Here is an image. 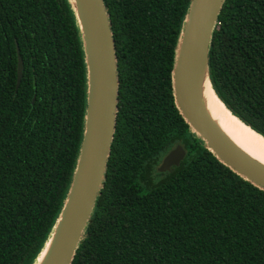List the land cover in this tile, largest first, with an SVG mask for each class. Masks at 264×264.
Instances as JSON below:
<instances>
[{
	"label": "trees",
	"instance_id": "16d2710c",
	"mask_svg": "<svg viewBox=\"0 0 264 264\" xmlns=\"http://www.w3.org/2000/svg\"><path fill=\"white\" fill-rule=\"evenodd\" d=\"M102 1L116 123L71 264H264V191L220 163L174 104L171 72L191 0ZM208 78L226 109L264 137V0H225ZM86 91L68 0H0V264H35L51 238L80 152ZM177 145L185 158L159 173Z\"/></svg>",
	"mask_w": 264,
	"mask_h": 264
},
{
	"label": "water",
	"instance_id": "95a60500",
	"mask_svg": "<svg viewBox=\"0 0 264 264\" xmlns=\"http://www.w3.org/2000/svg\"><path fill=\"white\" fill-rule=\"evenodd\" d=\"M68 2L81 33L85 55L87 91L84 128L65 204L51 238L35 264H71L102 188L116 123L117 66L105 6L102 0ZM224 2L191 0L171 72L173 100L190 131L203 141L205 148L232 172L264 191V165L246 155L226 137L206 112L200 97L201 79L203 75L208 77L212 32ZM22 72L23 61L17 48L16 89ZM185 156L184 148L175 146L163 157L157 171L168 172L172 167L179 166Z\"/></svg>",
	"mask_w": 264,
	"mask_h": 264
},
{
	"label": "bare ground",
	"instance_id": "6f19581e",
	"mask_svg": "<svg viewBox=\"0 0 264 264\" xmlns=\"http://www.w3.org/2000/svg\"><path fill=\"white\" fill-rule=\"evenodd\" d=\"M200 97L206 112L226 137L246 155L264 165V138L240 122L224 107L215 96L206 75H203L200 82Z\"/></svg>",
	"mask_w": 264,
	"mask_h": 264
},
{
	"label": "rangeland",
	"instance_id": "374dc122",
	"mask_svg": "<svg viewBox=\"0 0 264 264\" xmlns=\"http://www.w3.org/2000/svg\"><path fill=\"white\" fill-rule=\"evenodd\" d=\"M163 159V158H162Z\"/></svg>",
	"mask_w": 264,
	"mask_h": 264
}]
</instances>
